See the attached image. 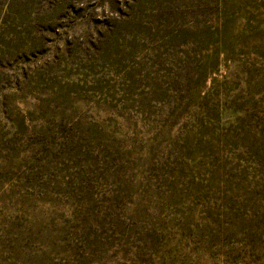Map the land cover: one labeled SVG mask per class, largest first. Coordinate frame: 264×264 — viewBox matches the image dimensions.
Instances as JSON below:
<instances>
[{
  "label": "rangeland",
  "instance_id": "rangeland-1",
  "mask_svg": "<svg viewBox=\"0 0 264 264\" xmlns=\"http://www.w3.org/2000/svg\"><path fill=\"white\" fill-rule=\"evenodd\" d=\"M0 264H264V0H0Z\"/></svg>",
  "mask_w": 264,
  "mask_h": 264
}]
</instances>
